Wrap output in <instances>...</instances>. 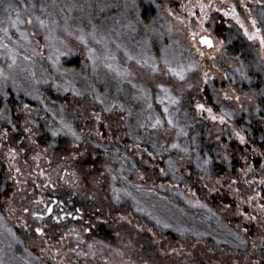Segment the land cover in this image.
I'll list each match as a JSON object with an SVG mask.
<instances>
[{
	"label": "rangeland",
	"instance_id": "obj_1",
	"mask_svg": "<svg viewBox=\"0 0 264 264\" xmlns=\"http://www.w3.org/2000/svg\"><path fill=\"white\" fill-rule=\"evenodd\" d=\"M213 1H219L221 7L213 6ZM8 4H12L13 9H8ZM15 8H19L20 19L25 22L13 26L9 16L16 18ZM227 11L229 14L225 15ZM37 17L45 22L43 26ZM28 19L31 23L26 22ZM253 19L257 21L255 27ZM202 33L215 38L216 49H201L191 40ZM254 34L255 38L249 39ZM261 36H264V0H0V103L3 105L0 126H8L12 120L13 114L6 103L13 97L22 109L28 105L49 115L51 119L46 129L50 137L55 138L66 131L63 123L66 116L58 103L49 100V91L61 97L86 98L88 109L95 108L104 117L120 118L128 134L139 136L154 153L166 151L184 159L192 156L197 169L203 173H208V168L202 160H197L202 145L199 139L205 141L208 135H214L215 139L219 136L226 143L205 141L203 147L217 145L216 159L226 167L231 166L238 148L239 161L244 166L231 187L238 203L236 212H227L225 218L236 219L235 215L255 211L256 217L263 220L259 222L264 224V212L253 206L261 199L260 190L264 193V183H261L264 180V155L261 154L264 153V119H261L264 114V46L260 43ZM165 60L169 62L167 65ZM169 67L183 70L185 79L169 72ZM213 68L222 74L212 73ZM145 80L148 85L152 81L159 83H152L153 88H150ZM160 84L167 92L158 87ZM96 96L105 103L101 104ZM170 98L178 102L171 103ZM198 103L212 108L216 116L225 112L232 115L226 117L225 124H220L206 111L198 110ZM106 106L111 107V111H105ZM165 106L168 113L164 112ZM192 111L201 120L208 121L207 125H201ZM157 117L161 124L153 128L151 125ZM169 117L173 124H168ZM234 129L245 135L246 144L239 142ZM12 130L20 133L19 129ZM160 130L167 131V145ZM53 131L58 134L53 136ZM22 137L23 132L19 143L25 141ZM229 143L234 146L231 153ZM172 144L179 147L172 148ZM22 145L23 152L33 148L30 143ZM15 147L13 153L14 147L5 151L0 145V264H47L46 256L41 255L38 260L30 249L37 244L44 246L45 252L50 245L51 236L47 232L51 228H45L46 224L41 226L31 214V232L21 229L16 222L23 220L22 214L14 216L5 204L7 196L19 195V189H23L27 180L22 175L26 157L19 146ZM120 164L128 173L130 163L122 160ZM164 166L172 181L180 180L173 160L168 158ZM120 171L118 167L109 186L118 206L142 214L161 228L167 223L173 230L236 242V233L210 208L169 187L131 184L126 177L122 178ZM11 172L14 188L17 183L21 187L7 194L4 184L12 179ZM253 196L256 199L248 201V197ZM34 199L38 205L36 210L46 208L47 205L39 209L41 195L37 193ZM27 204L29 207L30 202ZM39 225L43 234L35 231ZM75 227L72 223L68 225L60 233L61 238H70L68 230L73 233ZM236 229L241 231L240 226ZM86 231L81 226L77 234ZM56 239L59 240L58 236ZM66 243L64 241L53 252L54 256H61L60 261L67 253L63 250ZM52 247L55 250L56 246Z\"/></svg>",
	"mask_w": 264,
	"mask_h": 264
},
{
	"label": "trees",
	"instance_id": "obj_2",
	"mask_svg": "<svg viewBox=\"0 0 264 264\" xmlns=\"http://www.w3.org/2000/svg\"><path fill=\"white\" fill-rule=\"evenodd\" d=\"M144 18L147 21V17ZM145 82L148 85L147 80ZM152 83L148 85L150 88H153ZM47 96L63 110L66 116L63 123L70 125L81 137L79 141L74 139L68 128L63 134L51 138L46 129L49 128L46 124L51 119L50 116L36 107L22 109L21 104L13 97L6 103L13 114L11 123L0 126V132L7 129L9 133L7 138L2 136V150L6 151L10 146L15 149L17 145L26 157V160L23 158L26 164L22 168V175L27 180L23 189L17 183L16 188L21 187L19 195L12 198V195L7 196L8 202L5 203L14 216L22 214L23 220L16 223L21 229L31 232L30 215L34 216L38 211V205L34 202L37 193L41 195L39 209L56 199L64 212V219L58 223L51 220L45 226L51 228L47 232L51 238L46 251L44 252V246L38 247L37 244L30 249L38 260L44 255L49 259L47 264H264V224L259 222L263 223V220L248 219V216L256 217L257 212L243 214V217L235 215L236 219L225 218L227 212L235 214L238 204L231 192V187L238 180L237 173L244 167L239 161L238 148L232 157L231 166L226 167L216 159L217 145L203 147L205 141L221 142L224 139L220 137L218 141L214 135H208L203 141L200 137V160L212 158V162L207 165L208 173H203L197 169L192 156L184 159L175 157L174 153L167 154L166 151L154 153L148 144L139 140V136L128 134L126 126L118 117H104L100 114L101 120L97 121L92 114H98V110L88 109L86 98H71L68 95L61 97L51 91ZM2 108L0 103V111ZM199 122L207 125L208 121ZM25 128H31L32 131L26 135ZM12 129H19L20 133ZM162 131L164 130L159 133L164 135L167 145V131ZM22 132L25 141L19 143ZM24 142L26 145L30 143L33 148L23 152ZM76 145H79L78 151ZM228 146L231 153L233 143ZM168 158L176 164L179 181H172L166 173L164 161ZM122 160L130 163L128 173L122 170ZM118 167L122 178L126 177L131 184L148 185L149 188L169 187L187 199L210 208L218 213L224 225L227 224L239 236V240L222 241L192 231L161 228L142 214L123 208L122 205L118 206L109 188L110 178L115 177ZM11 176L12 179L4 184L7 194H13L14 189L15 192L18 191L14 188L12 172ZM46 186L48 187L45 188ZM213 188L216 190L210 191ZM260 197L254 207L264 203L262 190ZM27 202H30L29 207ZM121 216L125 219H121ZM238 220L241 222L238 223ZM71 223L76 226L75 232L68 230L71 237L65 240L60 233ZM81 226L88 230L82 235L77 234ZM237 226L241 227V231L236 229ZM57 236L60 242L56 239ZM64 241L67 243L63 250L67 253L60 261L61 256L56 257L53 252ZM53 245L56 246L55 250Z\"/></svg>",
	"mask_w": 264,
	"mask_h": 264
},
{
	"label": "snow or ice",
	"instance_id": "obj_3",
	"mask_svg": "<svg viewBox=\"0 0 264 264\" xmlns=\"http://www.w3.org/2000/svg\"><path fill=\"white\" fill-rule=\"evenodd\" d=\"M33 7H35V5H33ZM202 7H203V6H202ZM7 8H8V9H13V5H12V4H8ZM6 10H7V9H6ZM14 10L16 11V18L13 20V19L11 18V16H9V21H10V23H12V25L15 26V25H18V24H20V23L25 22V21H22V20L20 19V11H19V8H15ZM228 14H229V13H225V15H228ZM232 15H235V12H234V11H233ZM37 19L39 20L40 25L43 26L45 22H44L43 20H40L39 17H37ZM26 22H27V23H31V19H28ZM238 22H239V21H238ZM256 24H257V21H256L255 19H253V20H252V25H253V27H255ZM241 27H243L242 24H241ZM256 31H257V33H259L260 30L257 29ZM245 33L247 34V30H245ZM254 38H255V34L249 36V39H254ZM81 39H83V37H81ZM200 42H201L202 44L207 45L208 47H212V41H211L208 37H206V36H205V37H201V41H200ZM260 43H261L262 46H264V36H261V37H260ZM201 55H202V53H201ZM164 63H165V65H167L169 62H168L167 60H165ZM109 67H111V66L109 65ZM153 69L156 70V69H155V65H153ZM168 71L171 72V73H173L174 75L178 76L181 80H184V79H185L184 74H183V70H177V69H174V68L169 67V68H168ZM158 87L161 88V90L167 92V89L164 88V85H163V84L158 85ZM262 94H264V93H262ZM76 95H81V93H80V92H76ZM226 98H230V97H227V96H226ZM95 99L99 100L101 104H104V103H105L104 99L101 98L100 96H96ZM235 99L239 100V97H236ZM170 100H171V103H177V102H178L175 98H170ZM113 106H114V105H113ZM24 107L27 108L28 105H25ZM120 107H121V110H123V105H121ZM149 107H151L150 104H149ZM196 107H197L198 110L206 111V112L208 113V115L210 116V118H211L213 121L218 120L220 124H225V123H226V117H230V116L232 115V113H230V112H225V113H223V114H221V115H219V116H216V115L213 114V109L210 108V107H209V108H206L204 104H199V103H198V104L196 105ZM105 111H111V107L106 106V107H105ZM164 112H165V113H168V112H169V109H168L167 106H165V108H164ZM92 115L95 117V119H96L97 121L101 120V116H100L99 114H97V113L94 112ZM261 119H264V114L261 115ZM9 123H11V121H9ZM160 124H161V120L157 117V118L155 119V123L152 124L151 126H152L153 128H155L157 125H160ZM168 124H173V120L171 119V117H169V119H168ZM64 126H65L66 128L69 129V131L71 132L72 136L74 137V139H75L76 141H79V140L81 139V137H80L79 135H77L76 132H75L74 130L71 129V126H70V125L65 124ZM141 126L143 127V125H141ZM13 128H15V125H13ZM24 131H25V132H31L32 129H31V128H25ZM181 131L183 132V129H182ZM52 134H53V136H56L58 133H57L56 131H53ZM183 134H184V135H187L186 132H183ZM233 134L238 138L239 142H240L242 145H243V144H246V143L248 142V141L246 140L245 135L242 134L241 131H236V130L234 129V130H233ZM8 135H9V133H8V130H7V129H4L2 132H0V136H3V137H5V138H7ZM219 139H220V137L218 136V137H217V140H219ZM137 147H139V145H137ZM171 147H172V148H178L179 145H178V144H172ZM224 147H226V145H225ZM76 149H77V151L79 150V145H76ZM11 151L14 153L16 150H15V149H12ZM254 151H255V150H254ZM185 152H187V149H185ZM79 154L82 155V153H79ZM261 154L264 155V153H261ZM149 155H151V153H149ZM224 158L227 160V156H225ZM199 159H200V157H199V155H198V156H197V160L199 161ZM211 162H212V158H211V157H208L207 159H205V160L203 161V164H204V165H208V164H210ZM169 163L171 164V161H170ZM262 167H264V166H262ZM248 170L251 171V168H249ZM17 171H19V169H17ZM204 171H207V169L205 168ZM113 179H115V177H113ZM233 183H235V181H233ZM261 183H264V180H262ZM215 190H216L215 188L210 189V191H215ZM237 191H239V190H237ZM258 195H259V193H257V196H258ZM116 199H117V201H118V200L120 199L119 196H117ZM255 199H256L255 196H253V197H248V201H252V200H255ZM259 208H260L261 212H264V203L260 204V205H259ZM138 210H139V209H138ZM25 211H27V209H25ZM48 211L51 212V209H48ZM77 211H79V209H77ZM34 215H36V214H34ZM121 219H125V217L121 216ZM248 219H249V220H252V219H259V217L248 216ZM105 222H106V221H105ZM157 223L159 224V223H161V222H160L159 220H157ZM163 226H164L165 228L170 227V225L167 224V223H164ZM36 231H37L38 233L43 234V229H41V228H37ZM149 231H151V229H149ZM245 231H247V229H245ZM237 239H239V236H237ZM253 246L255 247V245H253ZM257 264H259V262H257Z\"/></svg>",
	"mask_w": 264,
	"mask_h": 264
},
{
	"label": "flooded vegetation",
	"instance_id": "obj_4",
	"mask_svg": "<svg viewBox=\"0 0 264 264\" xmlns=\"http://www.w3.org/2000/svg\"><path fill=\"white\" fill-rule=\"evenodd\" d=\"M211 4L213 6H216V8L221 7V4L219 3V1H213V2H211ZM226 8H227V10L229 9V7H226ZM205 36L208 37L212 41V47H208L207 45L202 44L200 42L201 37H205ZM191 40L194 41L195 44L198 47H200L201 49H205L208 51H213L214 49H216L215 48L216 47L215 46L216 40L212 35L202 33V34L198 35L197 37H191ZM211 71H212V73H218L219 75L222 74L220 71H218L215 68H213ZM46 205L47 206L44 210L41 209L35 213L36 215H34L35 220H37L38 222H40L42 224L41 226H43L44 224L48 225L51 222V220L58 223L59 221L64 219V212H63L62 208L60 207L59 203L56 201V199H52ZM48 209H51V212H49ZM37 228H40V225L35 227V231ZM36 233L41 234V233H38L37 231H36Z\"/></svg>",
	"mask_w": 264,
	"mask_h": 264
}]
</instances>
